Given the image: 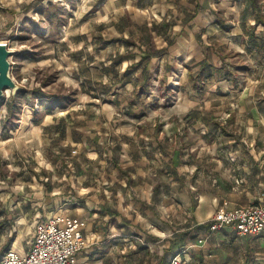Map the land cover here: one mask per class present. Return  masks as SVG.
Returning a JSON list of instances; mask_svg holds the SVG:
<instances>
[{
    "label": "rangeland",
    "instance_id": "rangeland-1",
    "mask_svg": "<svg viewBox=\"0 0 264 264\" xmlns=\"http://www.w3.org/2000/svg\"><path fill=\"white\" fill-rule=\"evenodd\" d=\"M251 1L0 0L19 87L0 101V252L62 209L88 225L79 264H168L222 199L254 203L264 0ZM209 252L264 264V235Z\"/></svg>",
    "mask_w": 264,
    "mask_h": 264
},
{
    "label": "built area",
    "instance_id": "built-area-1",
    "mask_svg": "<svg viewBox=\"0 0 264 264\" xmlns=\"http://www.w3.org/2000/svg\"><path fill=\"white\" fill-rule=\"evenodd\" d=\"M222 202L207 224V235L185 242L168 264H186L190 249L202 245L213 232L230 229L234 237L264 235V184L250 205L227 207ZM27 248H8L0 252V264H79V255L88 246L86 219L63 212H52L37 219Z\"/></svg>",
    "mask_w": 264,
    "mask_h": 264
},
{
    "label": "crops",
    "instance_id": "crops-1",
    "mask_svg": "<svg viewBox=\"0 0 264 264\" xmlns=\"http://www.w3.org/2000/svg\"><path fill=\"white\" fill-rule=\"evenodd\" d=\"M230 2L233 1V0H229ZM241 1H244V2H247L248 0H234V2H241ZM250 2H252L251 0H249ZM96 2H150L148 3V5H150L151 7L155 6L152 5L151 2H228V0H96ZM144 3H142L143 5ZM158 9V8H157ZM156 16H160L159 14H156ZM161 16L159 17V20H157L158 22L160 21ZM190 19V18H188ZM193 19V17H192ZM163 20H167L166 18H163ZM156 21V20H155ZM164 31H157L156 33L158 34V36H160L161 33H163ZM141 35V34H140ZM258 192V190H257ZM256 197H257V193H256ZM256 197H255V200H256ZM224 201H227V207L228 208H232V207H235L236 205H232L231 202L227 199H222L220 201V203L217 205L216 209L218 208V206L220 204H222V202ZM239 206V205H237ZM56 212H63V210H54ZM52 211V212H54ZM216 211V210H215ZM51 212V213H52ZM65 213V212H63ZM66 214H69V213H66ZM72 215V214H70ZM73 216H77V215H73ZM81 217V216H79ZM83 218V217H81ZM85 219V218H84ZM36 221V219H35ZM34 221V222H35ZM199 223V222H197ZM34 226L35 224H33V229H34ZM94 234V233H93ZM219 234V236L217 235ZM86 235L88 236V238L90 239V236L88 235V225L86 226ZM230 238H233L235 240H238V239H242V238H250V236H241V237H234L231 230L230 229H222V230H219V231H216V232H213L209 238L206 240V242L202 245H198L192 249L189 250L188 254H187V258H189V262L186 263V264H206L205 261L203 260L204 257H207L209 256L210 252H209V248L210 247H218L220 246V242L221 241H228ZM27 244L26 243V246L24 247L23 245L20 246V248H27ZM81 254L78 256L79 259L81 258L80 257ZM84 258H88V257H84ZM255 261H256V258H255ZM249 264H253V261L250 262Z\"/></svg>",
    "mask_w": 264,
    "mask_h": 264
},
{
    "label": "water",
    "instance_id": "water-1",
    "mask_svg": "<svg viewBox=\"0 0 264 264\" xmlns=\"http://www.w3.org/2000/svg\"><path fill=\"white\" fill-rule=\"evenodd\" d=\"M12 50L8 49L7 44L0 42V101L3 99L7 89L15 92L19 87L10 75L9 57Z\"/></svg>",
    "mask_w": 264,
    "mask_h": 264
},
{
    "label": "trees",
    "instance_id": "trees-1",
    "mask_svg": "<svg viewBox=\"0 0 264 264\" xmlns=\"http://www.w3.org/2000/svg\"><path fill=\"white\" fill-rule=\"evenodd\" d=\"M258 23L264 24L263 21H262V19L259 18V16L257 17V20L255 21L253 27L256 26V24H258ZM252 29H253V28H252ZM131 44H132V45H136V42L133 41V42H131ZM149 48H150V49H149ZM161 49H162V48H159V49H157V50H161ZM157 50H156V51H157ZM145 52L147 53L148 56H151V55H153V54L155 53V50L153 51V49L151 48V45H148V49L145 50ZM149 53H150V54H149ZM47 97H48V96H47ZM10 103H13V101L11 100ZM8 110L10 111L11 109L8 108Z\"/></svg>",
    "mask_w": 264,
    "mask_h": 264
}]
</instances>
